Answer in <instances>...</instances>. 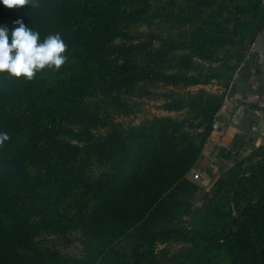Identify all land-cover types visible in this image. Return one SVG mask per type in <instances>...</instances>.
I'll use <instances>...</instances> for the list:
<instances>
[{
  "label": "trees",
  "instance_id": "trees-1",
  "mask_svg": "<svg viewBox=\"0 0 264 264\" xmlns=\"http://www.w3.org/2000/svg\"><path fill=\"white\" fill-rule=\"evenodd\" d=\"M36 2L0 25L59 33L68 59L0 74V264H264V142L224 149L209 191L188 178L226 97L203 64L249 65L264 0ZM155 97L179 117L120 120ZM74 234L79 256L54 245Z\"/></svg>",
  "mask_w": 264,
  "mask_h": 264
},
{
  "label": "crops",
  "instance_id": "crops-1",
  "mask_svg": "<svg viewBox=\"0 0 264 264\" xmlns=\"http://www.w3.org/2000/svg\"><path fill=\"white\" fill-rule=\"evenodd\" d=\"M248 57L249 65L232 75L225 101L196 165L205 159L210 165L217 159L225 160L223 147L242 145L251 149L264 139V32L251 44Z\"/></svg>",
  "mask_w": 264,
  "mask_h": 264
},
{
  "label": "clouds",
  "instance_id": "clouds-1",
  "mask_svg": "<svg viewBox=\"0 0 264 264\" xmlns=\"http://www.w3.org/2000/svg\"><path fill=\"white\" fill-rule=\"evenodd\" d=\"M0 3L9 9L39 6L36 0H0ZM67 49L59 33L41 39L40 33L23 20L15 21L11 30L0 25V74L34 80L45 69L58 71L67 62ZM9 139L6 132H0V146Z\"/></svg>",
  "mask_w": 264,
  "mask_h": 264
},
{
  "label": "rangeland",
  "instance_id": "rangeland-1",
  "mask_svg": "<svg viewBox=\"0 0 264 264\" xmlns=\"http://www.w3.org/2000/svg\"><path fill=\"white\" fill-rule=\"evenodd\" d=\"M206 69H204V73H212L214 76L213 78L205 85H203L206 89L213 91V92H225V94L228 92V89L230 88V85L232 83V75L234 72H228L224 69H220L218 63L203 64ZM231 77V78H230ZM199 86H191L188 88H185L186 90H195ZM161 104V100L159 97H155L153 99H141L140 105L136 109V112L125 117H121L120 120L125 123H137L141 119L145 117H149L151 115H171L174 117H179L178 112H165L162 111L159 107ZM251 140V139H250ZM248 140V141H250ZM264 142V139H260V142L256 145H260ZM256 143V141H255ZM249 144V143H248ZM226 150L227 147H223V150ZM236 151V156L240 159L246 156L251 149H248L246 147H242V145H239L234 148ZM209 156V155H208ZM207 159L202 161L199 164L193 168L188 178L194 181L196 184H198L201 188H203L205 191H209L211 187L213 186L214 182L218 178L221 170L228 169L233 164V160H220L217 159L212 165L206 164ZM247 163V162H245ZM235 213V212H234ZM54 245L59 247L63 252L73 255V256H79L81 254V244L79 242V238L77 235L70 236L69 241L65 240H53ZM177 245H171L168 247L169 256L172 257L175 253L174 251L177 249Z\"/></svg>",
  "mask_w": 264,
  "mask_h": 264
},
{
  "label": "built area",
  "instance_id": "built-area-1",
  "mask_svg": "<svg viewBox=\"0 0 264 264\" xmlns=\"http://www.w3.org/2000/svg\"><path fill=\"white\" fill-rule=\"evenodd\" d=\"M232 153H233V154H236V151H235V149H233V150H232Z\"/></svg>",
  "mask_w": 264,
  "mask_h": 264
}]
</instances>
